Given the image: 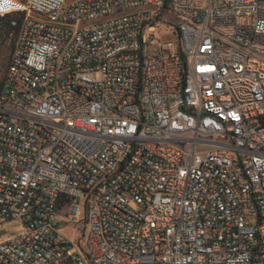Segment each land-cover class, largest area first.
Here are the masks:
<instances>
[{"label": "built area", "instance_id": "built-area-1", "mask_svg": "<svg viewBox=\"0 0 264 264\" xmlns=\"http://www.w3.org/2000/svg\"><path fill=\"white\" fill-rule=\"evenodd\" d=\"M7 16L0 264H264V0Z\"/></svg>", "mask_w": 264, "mask_h": 264}, {"label": "rangeland", "instance_id": "rangeland-1", "mask_svg": "<svg viewBox=\"0 0 264 264\" xmlns=\"http://www.w3.org/2000/svg\"><path fill=\"white\" fill-rule=\"evenodd\" d=\"M70 1V0H68ZM164 39H167L169 43H171L174 39L173 36H170L169 34H164L162 35ZM12 44V39H11V35H9V37H7L6 39L2 40L1 43V49H0V84L2 81V78L4 76L7 64L10 60V56L13 52V50L11 51L10 49V45ZM15 45V42H14ZM77 228H79V225L76 226ZM73 228V225H70V227H60V229L62 230V232L67 235L70 238H73L75 236H78V234L74 235L72 234L71 229ZM19 229V223L17 221L12 222L9 225H6L2 228L3 230V237H11L13 236L16 231ZM81 229H79L80 231Z\"/></svg>", "mask_w": 264, "mask_h": 264}, {"label": "trees", "instance_id": "trees-1", "mask_svg": "<svg viewBox=\"0 0 264 264\" xmlns=\"http://www.w3.org/2000/svg\"><path fill=\"white\" fill-rule=\"evenodd\" d=\"M12 18L13 17L7 16L0 20V40L2 42V40L6 39L7 37H9V35H11V39H12V44L10 45L11 51L14 49V42L16 40L19 29L18 24L14 27L10 25V21Z\"/></svg>", "mask_w": 264, "mask_h": 264}, {"label": "crops", "instance_id": "crops-1", "mask_svg": "<svg viewBox=\"0 0 264 264\" xmlns=\"http://www.w3.org/2000/svg\"><path fill=\"white\" fill-rule=\"evenodd\" d=\"M71 1V0H70Z\"/></svg>", "mask_w": 264, "mask_h": 264}]
</instances>
